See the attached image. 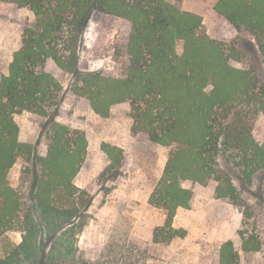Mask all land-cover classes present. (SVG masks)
Instances as JSON below:
<instances>
[{"label": "trees", "instance_id": "16d2710c", "mask_svg": "<svg viewBox=\"0 0 264 264\" xmlns=\"http://www.w3.org/2000/svg\"><path fill=\"white\" fill-rule=\"evenodd\" d=\"M14 5L28 8L35 23L23 30L8 73L0 76V235L21 232L17 249L28 253L39 234L37 264H44L58 240L69 244L90 219L92 200L73 181L85 161L87 142L83 132L56 119L63 89L45 70L52 61L71 76L69 92L97 116L109 118L113 107L129 103L132 133L168 150L148 199L166 216L153 243L169 244L184 236L172 227L178 210L190 209L195 198L184 185L213 181L218 199L242 209V251L262 250L249 227L254 213L264 212V144L253 136L249 115L264 110V86L252 71L230 63L223 44L202 31L199 15L172 0H0V15ZM213 11L250 35L264 66V0H217ZM96 14L129 24L121 77L80 70L84 35ZM25 111L43 119L45 155L20 140L14 116ZM101 150L110 163L100 179H116L122 150L107 143ZM17 163L23 166L33 204L26 211L11 184ZM257 180L262 184L254 189ZM218 264H239L231 241L221 245Z\"/></svg>", "mask_w": 264, "mask_h": 264}, {"label": "rangeland", "instance_id": "374dc122", "mask_svg": "<svg viewBox=\"0 0 264 264\" xmlns=\"http://www.w3.org/2000/svg\"><path fill=\"white\" fill-rule=\"evenodd\" d=\"M216 1L172 0L181 10L199 15L202 31L223 44L230 63L252 71L259 85L264 86V66L254 40L247 33L236 31L213 11ZM34 23L33 13L16 5L11 6L6 16L0 15V76L8 73L23 30ZM129 32V24L124 20L96 14L84 35L80 70L121 77L127 62ZM45 70L53 74L63 89L57 121L85 135V161L73 181L91 198L92 206L87 225L68 240L69 244L58 240L52 253L43 259L44 264H218L219 249L227 241L233 243L239 264H264V212L254 213L249 227L250 234L263 243L262 250L243 252L239 236L242 209L218 199L217 184L213 181L204 185H184L194 191L195 198L190 209L178 210L172 223V227L184 232V236H177L169 244L153 243L154 231L164 225L166 216L164 211L150 206L148 199L162 176L168 150L152 143L144 134L132 133L129 103L113 107L109 118H100L84 99L69 92L72 80L69 74L52 61L47 62ZM250 115L253 136L264 144V110L256 116ZM14 120L20 129V140L36 145L37 152L45 155L46 140L40 139L43 119L25 111L15 115ZM102 143L117 146L123 152V166L116 179H100L110 163L101 150ZM22 170L21 163L12 168L11 184L19 190L26 211L33 204L28 198V180ZM261 184L257 180L254 189ZM39 240L37 234L31 240L32 249L26 253L17 249L22 242L21 232L2 233L0 264H37L40 256L36 243Z\"/></svg>", "mask_w": 264, "mask_h": 264}]
</instances>
